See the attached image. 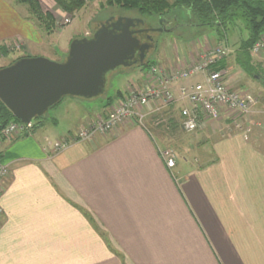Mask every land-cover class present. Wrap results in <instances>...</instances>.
I'll return each mask as SVG.
<instances>
[{
  "label": "crops",
  "instance_id": "obj_1",
  "mask_svg": "<svg viewBox=\"0 0 264 264\" xmlns=\"http://www.w3.org/2000/svg\"><path fill=\"white\" fill-rule=\"evenodd\" d=\"M38 1L61 23L64 13L54 0ZM71 37L47 35L26 6L0 0V48L19 44L26 58L61 63ZM190 44L174 55L158 52L154 63L190 67L208 51ZM236 56L237 78L229 76L237 71L228 68L231 57L221 65L227 85L252 96ZM253 63L264 72V56ZM123 96L99 111L70 98L65 108L74 116L62 129L57 108L51 126L0 143V163L10 169L0 193V264H264L260 132L249 140L206 134L212 159L199 167L187 160L177 176L166 168L156 137L134 121L57 155L45 150L46 139L69 137ZM153 118L151 125L161 123Z\"/></svg>",
  "mask_w": 264,
  "mask_h": 264
},
{
  "label": "rangeland",
  "instance_id": "obj_2",
  "mask_svg": "<svg viewBox=\"0 0 264 264\" xmlns=\"http://www.w3.org/2000/svg\"><path fill=\"white\" fill-rule=\"evenodd\" d=\"M108 1L109 0H84L85 7L81 12L75 14L74 16L67 15L60 9L64 13V18L61 20V23L55 26L52 34L56 33L57 36L67 38L73 36L71 37L73 40L92 38L94 33L97 32L101 27V24L105 23L108 18L111 17L114 20L118 19L120 9L108 7ZM124 15L127 18L134 17V14L132 13H124ZM158 28V24L155 26H149L148 23L146 24V29H153L154 31L152 33L148 32V37L150 35L152 37V48H150V50L147 52L145 62L148 61L150 64L158 61V52L162 50H167L170 54L174 55L176 51H179L180 53V50L190 43V45L201 43L203 45V50H212L216 48L219 42H224L225 40L224 46L229 49V58L231 57L228 68L230 66H233L234 68L236 66L234 56L237 54L236 52L238 47L242 40L248 38V32L244 27L243 21H239L236 25L230 26V29L226 32L227 34L225 33L222 36H218L221 31L219 32L216 27L190 28L185 27L180 23H178L176 26H174L172 23H168L167 28L170 30L160 31L161 29ZM206 39H208V42L204 45L202 42ZM21 58L26 57L23 56V48L20 45L19 48L16 44L5 46L4 51H0V70L13 65ZM236 70V72L229 75L232 76L231 80L239 76V68L237 67ZM145 72L146 70L140 66L132 68L121 67L111 71L106 75V87L103 94L92 100L76 98V102L77 104L90 105L92 106L93 111H99L109 99L117 100L116 97L123 95L126 92L131 80H138L137 78ZM245 78V85L247 87L244 86V90L249 89V92L253 98L257 100L254 112L249 117L237 118L236 121L222 120L220 122L209 123L204 128H201L197 132L190 134L184 132L181 128V118L179 115L181 107L178 105L164 110L161 112V115H158L154 118L152 117L153 120H160V124L154 123L151 125L149 120L152 118L148 119L145 126L148 132L156 137L160 151H170L176 157L177 165L172 170L175 175L176 172H178L177 170L179 166L183 165L187 160L189 161L191 167H199L203 162L202 160L205 161L207 159H212V151L209 148L210 145H207L208 142L206 138L208 136H206V134L223 138L233 133H240L243 135L245 134V129L247 130L250 128L251 131L247 130L248 138H251L253 134L258 132L264 135L263 81L261 79H257V77L254 78L247 74L245 75ZM68 100H71L70 97H66L62 101L63 104L61 102L57 106L50 109L44 116L43 121L41 119H34L32 121L33 124L36 125L39 122H44L42 125L43 127H45L47 124L51 126V118L55 110L60 108L57 110L59 113H61L60 117L63 118V120H61L62 129L63 126L68 124V121L66 120L71 119L74 116L72 111L66 110L65 108V104L68 102Z\"/></svg>",
  "mask_w": 264,
  "mask_h": 264
},
{
  "label": "built area",
  "instance_id": "obj_3",
  "mask_svg": "<svg viewBox=\"0 0 264 264\" xmlns=\"http://www.w3.org/2000/svg\"><path fill=\"white\" fill-rule=\"evenodd\" d=\"M224 43L219 42L216 48L202 52L199 59L184 70H170L152 63L140 80H131L124 96L106 110L104 117L79 128L67 138L56 141L46 139L45 150L57 155L74 144L93 141L99 135H109L127 122L134 121L147 130L145 124L149 118L175 105L181 107V128L188 134L209 123L249 117L257 100L227 85V73L221 65L228 60L230 51ZM16 45L19 48V44ZM250 54L254 58L264 56V35L252 47ZM195 79L200 80L192 82ZM33 129V122H12L0 134V143L18 135L31 136L35 132ZM247 130L251 131L250 128ZM247 130L243 134L245 140L249 139ZM160 154L166 168L172 171L177 165L175 155L170 151H160ZM9 174V166L0 163V193Z\"/></svg>",
  "mask_w": 264,
  "mask_h": 264
},
{
  "label": "water",
  "instance_id": "obj_4",
  "mask_svg": "<svg viewBox=\"0 0 264 264\" xmlns=\"http://www.w3.org/2000/svg\"><path fill=\"white\" fill-rule=\"evenodd\" d=\"M141 20L110 18L90 39L73 40L61 63L43 57L22 58L0 70V101L22 124L44 117L66 97L92 100L103 94L106 75L118 68L142 66L148 46L137 36ZM170 30L161 28L160 31ZM140 53V64L134 62Z\"/></svg>",
  "mask_w": 264,
  "mask_h": 264
},
{
  "label": "trees",
  "instance_id": "obj_5",
  "mask_svg": "<svg viewBox=\"0 0 264 264\" xmlns=\"http://www.w3.org/2000/svg\"><path fill=\"white\" fill-rule=\"evenodd\" d=\"M16 2L28 8L31 18L47 35L52 34L56 22L51 14L42 11L38 0H16ZM54 2L59 9L70 16L81 12L85 7L84 0H54ZM108 7L120 9L118 18H127L124 13H132L134 17L128 18L141 20L144 25L158 24V27L163 29H168V23L174 26L180 23L190 28L216 27L219 32L221 31L218 36L224 35L230 26L243 21L248 38L242 40L238 47L237 63L247 75L261 79L264 86V72L260 66L254 65L250 54L252 47L264 35V0H109ZM162 22L165 24L163 25ZM149 37L152 39L151 36ZM223 38L225 39L224 36ZM4 49L1 47L0 51ZM150 65L146 61L139 66L146 69ZM37 119L43 121L44 117ZM12 122L20 121L14 118L10 110L0 101V134ZM43 123L34 125L33 131L40 128Z\"/></svg>",
  "mask_w": 264,
  "mask_h": 264
},
{
  "label": "flooded vegetation",
  "instance_id": "obj_6",
  "mask_svg": "<svg viewBox=\"0 0 264 264\" xmlns=\"http://www.w3.org/2000/svg\"><path fill=\"white\" fill-rule=\"evenodd\" d=\"M114 21H117V20L113 19V22ZM162 23H163V25L165 24V22H162ZM160 28L161 27H159L158 29H160ZM135 30H143L144 31L143 33L139 34L137 36V38L140 40L142 45L148 46V49L146 51V54H147V52L150 50V48H152L151 47L152 39L150 37H148V32H150V33L154 32L153 29L152 30H148V29H146V25H139L138 27L135 28ZM134 62H137L138 64H140V53L136 54Z\"/></svg>",
  "mask_w": 264,
  "mask_h": 264
}]
</instances>
